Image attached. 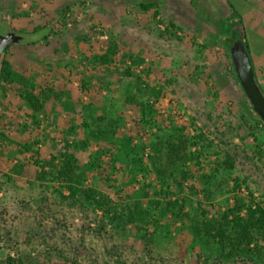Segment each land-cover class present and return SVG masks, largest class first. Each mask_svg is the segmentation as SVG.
<instances>
[{
    "label": "rangeland",
    "instance_id": "374dc122",
    "mask_svg": "<svg viewBox=\"0 0 264 264\" xmlns=\"http://www.w3.org/2000/svg\"><path fill=\"white\" fill-rule=\"evenodd\" d=\"M0 45L4 264L116 241L196 264L222 255L190 233L202 209L264 204V123L235 74L241 53L264 89V0H0ZM171 140L187 159L166 158ZM170 199L187 220H116ZM103 223L114 240L92 232Z\"/></svg>",
    "mask_w": 264,
    "mask_h": 264
},
{
    "label": "trees",
    "instance_id": "16d2710c",
    "mask_svg": "<svg viewBox=\"0 0 264 264\" xmlns=\"http://www.w3.org/2000/svg\"><path fill=\"white\" fill-rule=\"evenodd\" d=\"M40 37H44V34ZM2 38L3 41H7L6 37ZM244 38V43L248 49L249 45L245 33ZM226 54L229 56L228 53ZM232 56L234 58L235 55L232 54ZM235 60L236 69H234L236 78L241 88L245 90L248 95L242 83L236 56ZM249 63L253 70L251 60H249ZM1 72L8 73V70L3 64L1 65ZM254 76L256 78L255 74ZM257 83L259 84L258 81ZM261 90L264 92L262 87ZM249 109L264 123V119L256 110L250 98ZM168 145L166 158L170 162L174 163L177 160L188 158L185 145H182L178 140H171ZM66 162L69 167H64L60 173L66 179H74V165L71 163V158L69 157V159H66ZM88 197L91 198L92 194L88 193ZM126 197L129 198L130 196ZM102 201H105L107 204L113 202L108 196H103ZM180 201L181 199H170L166 203V206L158 204V208L160 206V215L146 209L141 202L134 201L132 203H127L125 208L128 211L125 214L123 213V215H118L116 220L126 221L127 223L140 220L147 223V221L153 217L160 218L161 216H166V214L170 212L169 210H173L175 220H187L190 215L183 209L179 211L173 209H176ZM114 203L117 205L115 201ZM231 214L233 215L232 218ZM195 220L196 222L190 228L191 235L195 237L196 240H201L208 250H215V248H217L222 254L209 255L207 253L208 251H196V255H194L197 261L196 264H264V204L246 206L244 201L237 198L236 203L232 207L214 216H208V212L202 209L201 216L195 217ZM105 226L106 223L100 224L96 228H93L92 232H94L99 239L105 240L106 238L108 240H114L115 237H117L116 231H107ZM105 248V253H103V255H97L98 252L95 248L91 251L93 255H52L53 253H51L50 249H45L42 255H25L23 257L19 255L14 260L13 264H55V258L61 259L63 264H82L83 262L85 264H189L188 261H185V257L180 258L176 255H150V246L148 244H146L145 249H148L147 254L149 255H141V252L136 253L137 255H124L125 251L128 252L131 246L117 241L111 245L106 243ZM0 264H4L1 259Z\"/></svg>",
    "mask_w": 264,
    "mask_h": 264
},
{
    "label": "water",
    "instance_id": "95a60500",
    "mask_svg": "<svg viewBox=\"0 0 264 264\" xmlns=\"http://www.w3.org/2000/svg\"><path fill=\"white\" fill-rule=\"evenodd\" d=\"M239 61L242 83L256 110L264 119V92L261 90L260 85L256 81L247 57L241 54V56H239Z\"/></svg>",
    "mask_w": 264,
    "mask_h": 264
},
{
    "label": "flooded vegetation",
    "instance_id": "af4514ba",
    "mask_svg": "<svg viewBox=\"0 0 264 264\" xmlns=\"http://www.w3.org/2000/svg\"><path fill=\"white\" fill-rule=\"evenodd\" d=\"M239 56H241V53H238V55H236V58H237V63H238V67H239V69H240V65H239Z\"/></svg>",
    "mask_w": 264,
    "mask_h": 264
}]
</instances>
